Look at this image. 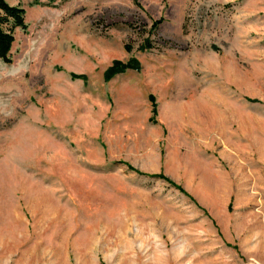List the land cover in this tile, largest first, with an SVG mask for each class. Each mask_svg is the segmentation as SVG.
<instances>
[{
	"label": "rangeland",
	"instance_id": "374dc122",
	"mask_svg": "<svg viewBox=\"0 0 264 264\" xmlns=\"http://www.w3.org/2000/svg\"><path fill=\"white\" fill-rule=\"evenodd\" d=\"M6 2L0 264H264V0Z\"/></svg>",
	"mask_w": 264,
	"mask_h": 264
},
{
	"label": "trees",
	"instance_id": "16d2710c",
	"mask_svg": "<svg viewBox=\"0 0 264 264\" xmlns=\"http://www.w3.org/2000/svg\"><path fill=\"white\" fill-rule=\"evenodd\" d=\"M51 4L55 0H47ZM160 21L153 24V29L159 24ZM16 28L25 29L26 24L24 21V9L20 6H12L6 0H0V59L5 62H10V51L14 41V30ZM125 49L129 50V46L125 45ZM140 63L135 58H130L126 62L115 60L104 71V80L108 81L118 73L126 70H138ZM152 100V97H150Z\"/></svg>",
	"mask_w": 264,
	"mask_h": 264
},
{
	"label": "built area",
	"instance_id": "2783aa9c",
	"mask_svg": "<svg viewBox=\"0 0 264 264\" xmlns=\"http://www.w3.org/2000/svg\"><path fill=\"white\" fill-rule=\"evenodd\" d=\"M252 264H261V263H258V262H256V261H253Z\"/></svg>",
	"mask_w": 264,
	"mask_h": 264
}]
</instances>
